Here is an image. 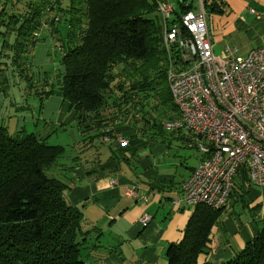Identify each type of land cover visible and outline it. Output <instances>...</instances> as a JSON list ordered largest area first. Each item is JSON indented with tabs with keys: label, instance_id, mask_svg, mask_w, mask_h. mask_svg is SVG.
I'll return each mask as SVG.
<instances>
[{
	"label": "trees",
	"instance_id": "trees-1",
	"mask_svg": "<svg viewBox=\"0 0 264 264\" xmlns=\"http://www.w3.org/2000/svg\"><path fill=\"white\" fill-rule=\"evenodd\" d=\"M157 1L70 0L66 7L62 2H0V93L7 95L19 76L38 98L39 109L50 97H61L80 127V157L119 130L135 128L139 137L158 141L165 122L179 112L169 87ZM192 4L180 1L173 24L193 11ZM203 4L209 14L225 13L219 0ZM62 23L69 31L58 46L64 72L50 81L48 74L33 71V52L44 40L36 33L44 28L57 33ZM66 153L36 134L11 135L0 127V264H97L101 258L102 231L83 228V214L65 201L68 185L56 177ZM72 163L80 165L77 158ZM251 188L242 167L230 200L243 201ZM224 211L196 206L183 239L166 251L168 264H207L201 257ZM260 223L259 233L225 264H264V215Z\"/></svg>",
	"mask_w": 264,
	"mask_h": 264
},
{
	"label": "crops",
	"instance_id": "crops-1",
	"mask_svg": "<svg viewBox=\"0 0 264 264\" xmlns=\"http://www.w3.org/2000/svg\"><path fill=\"white\" fill-rule=\"evenodd\" d=\"M219 1L224 4L225 13H208L214 51L222 52L230 46L238 48L240 56L245 57L253 49L263 47L264 0ZM67 30L65 25L63 33L61 27L57 33L50 32L48 28L41 31L44 40L33 52V66L40 77L43 74L50 76L49 73L56 75L54 69L59 73L64 72L58 46L61 39L67 37ZM9 95L10 92L7 95L0 93V127L10 134L11 122L13 118L19 117L20 108L8 102ZM50 103L55 107L54 112H58L57 121L62 119L63 111L68 108L58 96L46 100L41 109L39 106H30L31 116L24 118H28L35 132L44 134L47 130ZM14 108L16 110L11 113ZM69 124H77L79 130L80 137L75 148L78 153L81 131L76 116ZM24 130L17 119L12 135ZM168 133L171 135L166 136L164 131L158 141L154 142V138L149 142L139 137L135 128L116 131L112 135L116 136L114 139L102 144L110 146L104 155L95 146L87 149L86 154L92 153V157L79 161L87 169L76 167L73 170V178L69 180L73 186L64 191L67 205L80 210L84 218L91 219L95 224L102 221L104 215L109 220V233L101 231L102 238L108 236L110 245L107 251L102 250L97 264H168L166 251L169 245L183 239L194 208H187L183 203L182 185L189 180L204 156L195 149H192L193 152L188 150L190 148L185 132ZM118 137L130 140L126 149H121L122 146L116 141ZM180 151L187 152V157L182 158ZM77 159L80 160L79 157ZM255 189L264 194V188ZM130 190L136 195H128ZM246 196L250 205H242L237 209L232 206L233 200L229 201L221 223L212 231V243L208 253L201 257V262L225 264L241 253L246 244L259 233L261 228L256 220L263 218L264 197H258L253 190ZM177 201H181L180 206L175 205ZM255 207L260 208L256 209L258 214L250 212ZM112 212L117 214L115 219ZM144 214L153 218L146 226L140 222ZM87 228L91 230L97 227L91 225Z\"/></svg>",
	"mask_w": 264,
	"mask_h": 264
},
{
	"label": "built area",
	"instance_id": "built-area-1",
	"mask_svg": "<svg viewBox=\"0 0 264 264\" xmlns=\"http://www.w3.org/2000/svg\"><path fill=\"white\" fill-rule=\"evenodd\" d=\"M198 8L183 14L176 25L174 5L157 1L169 87L179 110V117L166 121L164 129L185 132L188 147L204 156L182 185L183 203L220 210L229 204L240 168H247L252 187L264 188V46L245 57L230 46L216 53L203 0ZM116 141L129 145L123 137ZM128 195L136 193L130 190ZM152 219L144 214L140 222L146 226Z\"/></svg>",
	"mask_w": 264,
	"mask_h": 264
},
{
	"label": "rangeland",
	"instance_id": "rangeland-1",
	"mask_svg": "<svg viewBox=\"0 0 264 264\" xmlns=\"http://www.w3.org/2000/svg\"><path fill=\"white\" fill-rule=\"evenodd\" d=\"M28 1H30V0H0V2H2V3L3 2H28ZM31 1H33V2H49V4H54V5H58V6H60L59 2H62L61 3L62 7H66V5L70 2V0H31ZM166 1L172 3L176 10H178L179 12L181 11V9H180V1L181 0H166ZM188 1H190V0H188ZM191 1H193V4H192L193 5V10L197 11V9L199 7V0H191ZM55 2H58V3H55ZM65 25L66 24H64V23L59 25L61 27V33L64 32ZM48 27H51V29H53V30L56 28V26H52V25L48 26ZM66 28H68L67 25H66ZM44 34H46V33H44ZM49 52H50V50H49ZM31 61H32V66H33V57H32ZM120 70L121 69H117L116 73H119ZM33 71H36V68L34 66H33ZM54 71H55L56 75H53V74L49 73L50 74V78H51L50 81L51 80L54 81L56 79L57 75L60 74L59 73L60 71H58L57 69H54ZM12 84H13V86L10 89V95L8 97V102L17 104L19 106V108H20V110L18 112L19 117L17 119L20 120V122L22 123V127L25 129L24 131L27 134L34 133L36 135H40L39 137H41V138H46V143L49 146H60V147L66 148V151H67L66 156L61 160V164L63 165V170L58 172L56 174V177L59 180L63 181L65 184H67L68 187H72L73 185L69 183V180H71L73 178V176H72L73 170L76 167L86 168L84 164L74 166L73 163H72L74 161V159L79 157L80 158L79 161H84L85 159L88 160L89 157H92V153H89V154L85 153L84 155H82L80 157L75 152V148L77 147L78 138L80 137V135H79V130L77 128V124H75V125L74 124H69L70 121L73 118H75L74 113L73 112H69L68 110L63 111L62 119L60 121H57L58 112H56V111L54 112L55 107H54L53 103H50V105L48 106V115H49L48 122L49 123L47 125V130L44 131V134H40L39 132H35L34 130H32L34 128L31 127V125H30V123L28 121V118H24V117H28V116L30 117L31 116L30 115V113H31L30 106L31 107H33V106H37L38 107L39 106L38 98L36 96H34V94H32L29 91V89L26 87V84L25 83L23 84V81L20 79L19 76H16L14 79H12ZM171 106H172V104H171ZM176 109H177L176 111L179 112L177 107H176ZM15 110L16 109L14 108V110L11 113H13ZM157 113H158V111L155 112V114H157ZM172 113L174 114L175 112H172ZM17 119L13 118V120L11 122V127L9 129L11 135L15 131V125H16V120ZM62 125H64V126L62 127ZM164 131H165V129H164ZM165 133H166V136H170L171 135V133H168L166 131H165ZM95 147H97L99 153L104 155L108 151V148L110 146L109 145H102V144H100L99 142L96 141ZM188 150L191 151V152L194 151V150L192 151V149H188ZM180 156L182 158L187 157V152L180 151ZM192 164H193V162H192ZM66 168H69L70 170L69 171L68 170L65 171ZM47 175L50 177V174H47ZM255 188L256 187L251 188L253 190V192L255 193V195H257L258 197H260V196L264 197V194L261 193L260 190H257ZM251 191H249V192H251ZM249 192L247 193V195L249 194ZM248 199L249 198L247 196H245L244 199H243L244 202L241 199V200H239L238 203H237L236 200L232 199L233 200L232 206L237 209V207H240L243 204L250 205L249 202H248L249 201ZM256 209L260 210V208H256L255 207L254 210H250V212L258 214V211H256ZM246 212L247 213L249 212L248 209H247ZM112 216L115 219L117 214L112 212ZM83 219L86 220L84 222V225H83L84 227L83 228H86V227H89V226L92 225V227L96 226L100 230L102 229L103 232L105 231L104 233H106V234L109 233V228H108L109 220H107V216L106 215H104L102 217V221H100V222L98 221L97 224L93 223L91 221V219L89 220L86 217L84 218V214H83ZM256 221H257V225H258V227L260 229L261 228L260 219H257ZM91 237L92 238L87 239L88 243H90V241H93V237L94 236L92 235ZM107 238H108V236H106V237L101 239V244H100V246H101V251L100 252L101 253H102V250H103L104 247L108 248L107 246L110 245L108 243V239Z\"/></svg>",
	"mask_w": 264,
	"mask_h": 264
}]
</instances>
